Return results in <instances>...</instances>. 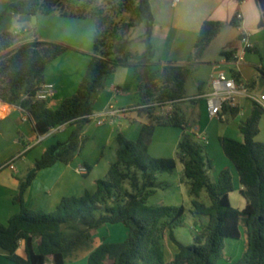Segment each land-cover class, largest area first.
Returning a JSON list of instances; mask_svg holds the SVG:
<instances>
[{
    "label": "trees",
    "instance_id": "obj_1",
    "mask_svg": "<svg viewBox=\"0 0 264 264\" xmlns=\"http://www.w3.org/2000/svg\"><path fill=\"white\" fill-rule=\"evenodd\" d=\"M241 6L244 0H238ZM264 31V0H257ZM15 16H50L93 19L95 21L94 54L77 92L61 102L56 109L36 95L45 83L48 65L74 50L59 42L34 40L11 50L16 36L10 31L0 34V99L22 108L34 124L38 135L45 136L53 128L76 123L79 128L91 121L99 95L107 88L108 79L120 68H131L139 78L137 111L149 118L139 138L131 141L124 135L117 137V161L111 164L106 179L97 181L95 192L83 196L64 197L51 213L34 211L25 205L24 195L37 172L57 163L70 164L80 154L83 144L75 131L67 142H58L35 161L29 179H22L16 202L20 213L8 224H0V247L16 264H66L67 258L93 242V232L105 225L122 224L128 230L123 242L100 243L88 254L87 264H218L224 256L225 242L241 237L240 224L245 228V251L234 264H264V142L256 140L264 110L253 106L251 116L240 125L244 142L221 137L225 155L236 167L241 195L247 204L243 210L231 205L234 176L227 168L216 181L209 177L213 164L206 151V142L190 123L181 104L193 101L187 93V82L193 66L201 64L214 40L227 25L241 27L242 15L237 12L227 24L207 20L203 23L188 64H162L155 61L152 42L154 15L152 0H20L9 6ZM147 23L145 51L134 54L127 36L140 23ZM242 37V36H241ZM240 37V38H241ZM237 48L223 50L221 56L234 59ZM160 68V70H157ZM264 73V70H262ZM171 105L168 113H158L157 107ZM224 113L238 115V108H225ZM158 127L183 129L177 158L184 166V181L192 196V215L205 217L194 234V242L186 245L175 231L184 226V206L149 205L148 200L157 189L164 188L158 176L173 173L177 168L174 158L150 155ZM88 172L91 170L86 165ZM207 194L208 203L201 200ZM177 248L168 259L165 240ZM24 242L25 257L18 254Z\"/></svg>",
    "mask_w": 264,
    "mask_h": 264
},
{
    "label": "crops",
    "instance_id": "obj_2",
    "mask_svg": "<svg viewBox=\"0 0 264 264\" xmlns=\"http://www.w3.org/2000/svg\"><path fill=\"white\" fill-rule=\"evenodd\" d=\"M17 1L20 0H8L4 7L1 6L0 17L11 4ZM238 11L242 14L241 27L234 28L227 25L223 32L214 40L207 50L202 63L193 66L191 77L194 83L190 86V80H188L187 93L189 98L195 99L191 102L196 107H199V112H197L199 120L195 122V128L189 127V131L196 132L198 137L206 142L207 146L219 145L217 150L222 164L214 165L213 169L209 171V177L213 175L214 182L224 169L229 168L232 171L235 190L230 194V202L234 208L241 211L246 207L247 202L241 195L242 185L240 177L232 161L225 155L220 138L230 137L239 142H244V135L240 131V125L251 116L254 105L248 100H242L238 107V115L233 116L229 113H224L223 119H214L209 116L206 101L202 99V96L211 93L210 75L216 64L221 65L228 72L238 73L242 80L250 82L255 89L258 86L263 88L264 31L260 27L262 19L260 6L257 0H244L241 6L238 0H152V12L154 15L152 42L155 50V61H159L162 64H188L203 23L207 20H214L229 24ZM14 19L19 20V17L14 16ZM26 23L31 25V27L26 28V32L32 34L31 37L14 45L11 50L34 40L64 43L74 49L55 60V62L51 63L53 66H48L46 69L45 83L55 86V93L47 100V103L50 108H55L68 98L65 96L69 92H75L81 84L79 82H82L80 80L83 79L87 70H83L82 74H80L81 79L78 80L73 73L65 74L67 78L63 77L62 73L72 70L66 66V63L77 62L75 60L77 56L71 55L83 56L87 54L88 57L94 54L95 22L93 19L64 17L59 13H54L50 16H37L36 24ZM245 33L250 35L251 41L255 44V49L247 53L245 61L240 65H236L232 61L223 58L221 56L223 50L233 47L238 50L241 47L240 37ZM14 34L17 35L18 33L15 32ZM89 44L93 45L89 47ZM90 60L91 58L89 57V62ZM62 62L65 64L59 67L58 65H61ZM78 69L79 67L77 66ZM125 69L126 77L121 86L116 81L117 72L108 79L107 88L99 95L95 103L92 118H97L98 121L105 120V123L107 118H100V115L110 109V107L121 106L120 109L127 110V112L115 119L122 121L126 118L131 123L140 124V127L136 124L135 132L130 135L132 140H137L143 126L149 123V118L140 116L137 111L139 78L136 77L133 69ZM81 70L80 64V72ZM157 70H160V68H157ZM126 107L131 109L128 110ZM114 120H111L112 124ZM98 121L97 126L104 125V123L99 125ZM86 125L81 127V129ZM76 126L79 127L76 123L66 124L56 131H50L45 136H40L36 132L28 114L22 108L0 99V224H8L9 220L21 211V205L16 202L20 181L29 179L28 175L32 169H35V161L38 159L34 157L32 161H29L28 155L36 151L38 146L44 145V150L40 151L41 155L47 150L49 144L52 146V144L54 145L58 142H67ZM126 127L129 128L128 125ZM180 130L182 137L184 131L183 129ZM263 133L264 115L260 121V133L256 137L257 141L264 142L260 140ZM10 162H13L14 169L5 167ZM86 165H88L86 161L75 159L68 165L57 163L51 168L37 172L35 179L25 192V205L34 211L51 213L56 210L64 197L83 196L86 192H95L99 179L93 176L94 169H91L85 175L79 172V168L86 167ZM109 168L106 167L107 173ZM181 169L184 170L182 163ZM160 189L164 190V188ZM120 225L122 224L107 226V228L102 230H105L107 234L111 231L121 232L124 235V239L119 242H123L128 237V230ZM241 225L240 232L243 238L228 239L225 242L224 251L225 256L228 258V264L238 262L245 251V246L241 242V239L242 241L244 240V243L246 241L245 228L242 229ZM109 242L117 241L110 240ZM166 252L168 259L172 260L177 248L170 242L166 243ZM18 254L25 257L24 242L21 243ZM0 264H16L7 257V252L1 247ZM218 264L220 263L218 262Z\"/></svg>",
    "mask_w": 264,
    "mask_h": 264
},
{
    "label": "rangeland",
    "instance_id": "obj_3",
    "mask_svg": "<svg viewBox=\"0 0 264 264\" xmlns=\"http://www.w3.org/2000/svg\"><path fill=\"white\" fill-rule=\"evenodd\" d=\"M7 2L8 0H0V7L1 6L4 7ZM28 27H31L29 23L20 22L18 19H14L11 31L13 33L15 32L18 33L17 35H15L16 41L14 45H17L18 43L23 42L31 37L32 34L26 32V28ZM146 38H147V23L142 22L136 28L132 29L129 35L127 36L128 39L127 44L129 46V49L134 54L137 53L142 54L146 48L145 46ZM89 45H90L89 47H91V45L93 44H89ZM71 56H77L76 57L77 59L75 58L77 62L76 63L68 62L66 63V66L72 69L73 71L71 70V71L63 72L62 75L63 77L67 78L65 74L73 73V75L76 76L77 80L81 79L80 74H82L83 70L84 71L87 70L89 65L87 64V62H89V57L91 58V56L87 57V54L83 56L82 55H71ZM51 63L48 65L49 67L53 66ZM63 64L65 63L62 62L61 65L58 66L62 67ZM80 64L82 69L81 72H80ZM77 66L79 67L78 70H77ZM125 74H126L125 68H120L116 73V81L120 86L125 81V77H126ZM189 80H190V86H192V83H194L193 78L191 77ZM77 90L73 93L69 92V94L65 97L68 98L72 97L77 92ZM262 90H263L262 86H258V88L256 89L257 92H261ZM202 99L206 101L205 98ZM57 107L53 109H56ZM120 107L121 106L119 107L116 106L115 109L118 110L120 109ZM181 107L183 109L184 114L186 115V118L190 123V128H195V122L199 120L197 115L198 114L197 112H199L198 111L199 107H196L191 101L181 104ZM126 109L130 110L131 108L126 107ZM171 110L172 108L169 105L166 106L165 108H161V107L156 108V111L158 113H163V114L168 113ZM114 119L115 118H113V120ZM111 120H112L111 118H107V121L105 123L103 122L104 125L97 126L98 120L97 118L93 117L91 121L83 129H80L79 127L76 126L72 132V133H74L75 131L79 132L80 142L83 144L82 151L80 152V154H78L75 157V159L79 161H83V160L86 161L88 165L91 167V169H94L93 176L95 178H98L99 180L106 179L107 177L106 167H110L111 164L117 161L118 135L122 134L129 140L136 141V140H132L130 138V135L135 132L134 130L138 125V123H131L128 119L124 118L122 121L115 119L112 124ZM126 125H128L129 128H127ZM138 127H140V124L138 125ZM262 137L260 140L264 141V133ZM180 138H181L180 129L175 127H158L154 134L153 143L149 149L150 155L156 158L176 159ZM43 146L44 145L38 146L36 151H33L32 153H30V155H28L29 161H32V158L34 157L38 159L42 157L43 154L40 155L41 153L40 151L42 149L44 150ZM218 146H219L218 144L217 145L213 144L212 146L206 145L207 147L206 151L209 158L212 161L213 166L222 164V160L217 150ZM210 177L213 181L214 180L213 175H211ZM158 181L159 183H163L165 185L164 190L159 188L157 192L149 198L148 204L149 205L163 204L166 206H184L186 208L184 226L178 228L175 231V234L178 240H180L182 243L186 245L192 244L194 242L195 232L200 228V226L203 223L207 224L208 219L205 217H200V218L194 217L191 213L193 210V206H192L193 198L190 195L189 185L187 184V182L184 181V170L181 169V163L178 161L177 168L173 173L160 174L158 177ZM201 200L204 201L205 203H208L207 194L205 192L202 194ZM107 226H112V225H105L101 229L94 231L93 242L88 247L80 248L77 252H73L67 258L66 264H87L88 254L91 251H93L101 243V241L116 240L117 242H119L122 239H124V235L121 232L116 233L114 231H111L108 232L109 234H107L105 230H102L107 228ZM120 226L125 228L124 225H120ZM241 226L242 229H244L243 223ZM241 237L243 238V236ZM169 242L171 243V241L166 239L165 245L166 243ZM241 242H243L244 246L246 245V241L244 243V240L242 241L241 239ZM218 262L220 264H228V258L225 256V251H224V256Z\"/></svg>",
    "mask_w": 264,
    "mask_h": 264
},
{
    "label": "built area",
    "instance_id": "obj_4",
    "mask_svg": "<svg viewBox=\"0 0 264 264\" xmlns=\"http://www.w3.org/2000/svg\"><path fill=\"white\" fill-rule=\"evenodd\" d=\"M242 18V15L239 16ZM241 47L236 50L232 62L240 65L246 59L249 51L255 49V44L252 43L250 35L245 33L240 39ZM211 93L202 96L206 99L207 110L209 116L214 119H223L225 108H238L242 100H248L253 105H258L264 110V83L263 90L257 92L252 84L248 81L242 80L238 73H232L224 70L221 65L216 64L213 72L210 75ZM55 93V86L53 84L44 83L40 87L36 99L39 101H47ZM171 106V105H169ZM161 108H165L162 106ZM172 108V107H171ZM127 110L110 107L107 111L100 115V118H116L125 114ZM92 118V116L90 117ZM105 120L98 121V124H103ZM61 126L53 128L51 131L60 129ZM5 167L14 169L13 162L6 164ZM81 174H87L86 167L79 168Z\"/></svg>",
    "mask_w": 264,
    "mask_h": 264
},
{
    "label": "water",
    "instance_id": "obj_5",
    "mask_svg": "<svg viewBox=\"0 0 264 264\" xmlns=\"http://www.w3.org/2000/svg\"><path fill=\"white\" fill-rule=\"evenodd\" d=\"M14 12L13 10H9L7 14L4 16L2 22L0 23V34L5 31H10L13 26V19H14ZM19 20L21 22H31L33 24H36L37 22V16H20ZM37 170L34 169L30 172L28 175V178L34 174Z\"/></svg>",
    "mask_w": 264,
    "mask_h": 264
}]
</instances>
